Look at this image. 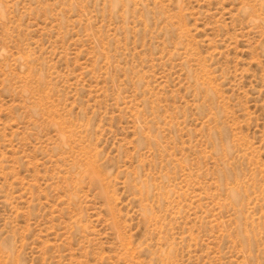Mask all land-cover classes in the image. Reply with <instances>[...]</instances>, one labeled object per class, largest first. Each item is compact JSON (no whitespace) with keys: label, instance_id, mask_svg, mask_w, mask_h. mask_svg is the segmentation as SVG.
<instances>
[{"label":"rangeland","instance_id":"374dc122","mask_svg":"<svg viewBox=\"0 0 264 264\" xmlns=\"http://www.w3.org/2000/svg\"><path fill=\"white\" fill-rule=\"evenodd\" d=\"M0 264H264V0H0Z\"/></svg>","mask_w":264,"mask_h":264}]
</instances>
